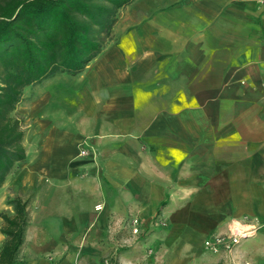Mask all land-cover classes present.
Instances as JSON below:
<instances>
[{"label":"crops","instance_id":"0c3cea01","mask_svg":"<svg viewBox=\"0 0 264 264\" xmlns=\"http://www.w3.org/2000/svg\"><path fill=\"white\" fill-rule=\"evenodd\" d=\"M34 91L6 184L34 194L19 264H264V0H132L83 70ZM246 217L232 255L205 249Z\"/></svg>","mask_w":264,"mask_h":264},{"label":"trees","instance_id":"16d2710c","mask_svg":"<svg viewBox=\"0 0 264 264\" xmlns=\"http://www.w3.org/2000/svg\"><path fill=\"white\" fill-rule=\"evenodd\" d=\"M132 0H0V189L26 159L24 132L11 112L24 88L61 72L83 70L102 50L121 8ZM34 194L2 211L0 264H18Z\"/></svg>","mask_w":264,"mask_h":264},{"label":"built area","instance_id":"2783aa9c","mask_svg":"<svg viewBox=\"0 0 264 264\" xmlns=\"http://www.w3.org/2000/svg\"><path fill=\"white\" fill-rule=\"evenodd\" d=\"M81 156L89 157L95 156L97 153L95 150L88 149L84 146L81 147ZM157 224L160 226H166L167 222L164 219L159 218ZM132 232L134 235H138L142 231V223L139 217H134L131 220ZM259 224L255 223L251 218H244L238 221L234 227L227 233H215L211 235L205 242L204 247L206 250L214 253L233 254L237 246L243 239L255 234L259 230ZM227 264H237L234 260H230ZM244 264H251L249 261Z\"/></svg>","mask_w":264,"mask_h":264},{"label":"rangeland","instance_id":"374dc122","mask_svg":"<svg viewBox=\"0 0 264 264\" xmlns=\"http://www.w3.org/2000/svg\"><path fill=\"white\" fill-rule=\"evenodd\" d=\"M63 74H69V72H61V73H58L54 76H51L49 78H46V79H42L40 81H37V82H34L28 86H26L24 88V91H23V96H22V99L21 101L17 104L16 108L14 110H12L11 112V117H13L14 119H17L19 120L20 122V125L22 127V130L24 132V137H23V140H22V144L26 150V158H27V149L24 145V139H25V135L27 133V131H30L33 129V119L32 117L29 116V110L27 109V106H29V103L33 100V97L35 96V89L39 88V86L41 84H44L45 82H49V80L55 78L57 75H63ZM26 107V108H24ZM21 169V161L17 162L16 165L14 166L13 170H12V173L8 176L7 178V182L5 183V186L4 189H0V206H4L6 207L5 209L1 210L0 213L2 211H12L13 210V207L11 205L8 204V201L12 198H14L15 196L17 195H21V187H18L17 183H9V185H6L8 182H9V178L12 176V177H16L18 176V173ZM1 219V222L3 224V220L2 218L0 217ZM159 218L156 216L152 222L153 226H157L159 228L161 227H166V226H160L157 224V220ZM138 239L143 237V233L141 232L140 234L137 235ZM21 263L20 261L18 262V264ZM103 264H117L115 263V260L114 259H107V260H103L102 261Z\"/></svg>","mask_w":264,"mask_h":264}]
</instances>
